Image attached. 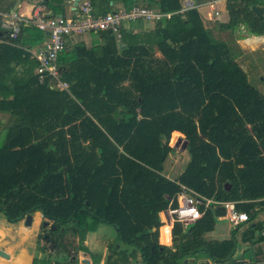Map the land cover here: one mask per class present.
<instances>
[{
	"label": "trees",
	"instance_id": "1",
	"mask_svg": "<svg viewBox=\"0 0 264 264\" xmlns=\"http://www.w3.org/2000/svg\"><path fill=\"white\" fill-rule=\"evenodd\" d=\"M18 1L0 0V213L9 223L40 213L48 223L40 226L39 250L53 241L55 253L33 264H78L77 254L89 253L83 238L99 224L114 228L142 264H184L198 255L234 264L243 224L228 239L207 240L218 221L200 205L203 216L187 231L173 225L169 247L159 243V215L177 206L184 186L204 199L235 202L249 230L264 226L254 222L264 213V95L249 83L240 54L214 38L197 5L120 0L126 11L140 6L169 18L149 31L122 28L120 38L111 30L90 33L91 47L69 40L57 58L58 79L67 85L59 90L50 78L39 82L30 53L47 33L25 20L15 38L2 28V15ZM66 1L40 5L65 16ZM117 1L89 0L92 14L115 12ZM258 5L264 0H226L229 21L220 30L244 25L264 36V17L251 11ZM175 132L189 162L172 180L163 170Z\"/></svg>",
	"mask_w": 264,
	"mask_h": 264
},
{
	"label": "built area",
	"instance_id": "2",
	"mask_svg": "<svg viewBox=\"0 0 264 264\" xmlns=\"http://www.w3.org/2000/svg\"><path fill=\"white\" fill-rule=\"evenodd\" d=\"M76 0H70L74 3ZM190 8L189 3H185V9ZM72 16H58L52 18L36 17L32 21L41 31L47 33V40L36 51H30L32 57L38 62L35 74L38 80L42 83L45 78H50L54 85L53 87L59 90H66L67 85L60 82L59 67L57 58L59 53L64 49L69 40L76 37L111 30L117 38H120V30L125 26L130 28L132 23L139 21L155 23L164 16L169 18V15H163L159 10L149 9L146 7H133L129 11L111 12L101 17H96L92 14V6L89 0L78 1L76 7H73ZM216 17L219 16L215 12ZM6 16V15H4ZM11 21L2 23L4 30L10 31V38H15L19 33L20 19L17 15L12 14ZM177 206L167 210L173 224L179 223L184 231H187L189 226L195 221L201 219L203 213L199 211V206L203 205L205 210L211 209L214 211L220 207L224 214L216 217L219 221H226L231 228H235L248 222V216L244 212H239L236 209L235 202H215L212 199H204L196 195L188 188L182 186L181 191L177 195Z\"/></svg>",
	"mask_w": 264,
	"mask_h": 264
},
{
	"label": "crops",
	"instance_id": "3",
	"mask_svg": "<svg viewBox=\"0 0 264 264\" xmlns=\"http://www.w3.org/2000/svg\"><path fill=\"white\" fill-rule=\"evenodd\" d=\"M40 2H41V0H19L17 2V4L15 5V7L11 10V12L5 13V14L2 15L3 16L2 23L10 22L11 21L10 17L12 16V14L17 15L18 17H20V19L33 20V21L37 19L36 17H38V16L43 17L44 14H46L48 12H53L54 15H59V14H55L54 11H49V10L45 11L44 7H42L40 5ZM222 2H223V0L203 3V5L204 4L206 5L205 6L206 15L203 17L202 13L198 10V12L200 13L201 17L203 18V22L207 18L210 17L211 12L213 13V9L215 7L218 8V9H221L222 11L225 9L224 8L225 6H223L224 4H222ZM185 3H189L192 6L196 5V4L191 3L190 0H185ZM218 4L221 5L220 8H219V6H217ZM111 5H113V4H111ZM27 6H29L30 9L27 10V14L25 15L23 13H24V11H26ZM64 6H65L64 7L65 8L64 15L65 16H72L73 13H74L73 10H72L73 7H74V3H70V0H67L65 2ZM262 6H264V5H262ZM4 15H6V16H4ZM224 16H225V14H224ZM220 18H223L222 14H221ZM130 27L134 29L135 33H139V32L152 30L153 25L151 23H149V22L139 21V22H136V23H132L130 25ZM124 28L125 29H129L128 26H125ZM238 29L242 33L241 40H242V44L243 45H241L239 43L241 45V46H239L240 49H242L241 51L244 52L243 48L244 47L247 48V46L249 48H251L250 51H255L256 48L252 47V45H251L252 42H254V43L257 42L256 46H258V44L260 42L264 43V36H256V35L251 34L246 26L240 25ZM235 31H236V29L234 31H232V33L235 32ZM236 32L238 33V31H236ZM74 40L75 41H83L86 44L87 47H91L92 43L95 42V38L92 36V34H85V35L76 37V39H74ZM42 44L37 46L36 48H34L31 51H36L38 48H40L42 46ZM156 55L160 56L158 52H156ZM237 62L240 64V66L242 67V69L246 73V69L244 68L243 64H241L238 61V59H237ZM175 133L177 135L176 137H178L177 138L178 140L182 139L183 141H185L183 135H181L178 132H175ZM175 151L178 152L177 164H175V162H173V164L171 165V167L169 169L168 168L165 169V166H164V170H163L164 175L167 178L172 179V180L176 179L183 172V170L185 169L186 165L189 162L188 154H186V158L183 157V154L185 152H187L186 149L182 150L183 152H179L177 150H175ZM169 157H170V155H169ZM173 168L177 170V173L172 178V177L168 176V173H166V170H168L169 172H172ZM165 212H167V211H164V212L160 213V215H159L161 223H162V227H160V229H159V243L161 245L170 247L171 246V239H172L171 238V231H172V228H173L174 224L172 223V221H171L170 217L168 216V214L166 213L167 215H165ZM35 214H40V213H35ZM213 214H214V212H213ZM33 219H34V216H33ZM263 220H264V213H260L259 212V214L256 217L254 222L255 223H257V222L261 223V222H263ZM217 221L218 222L215 225L214 231H212V232H210V233L205 235V238L207 240H224V239H228L230 237L231 231L234 230V228H231L228 223L226 224V228H222L221 227L222 225L219 224L220 221L219 220H217ZM166 228L170 229L169 230V242L168 243H164L163 240H162V233H163V230L166 229ZM18 229H19V234L18 235L21 236V239H20V241H19V243L17 245L20 246V245H24V242H25L24 241V237H26V238L28 237L29 238V237H32L33 234H31L32 228L29 229V231H26V228H25V226L23 224L19 225ZM91 234L92 233L88 234V236L86 238V241L84 242V246L88 249L89 254L87 253V255H86V253L79 252L78 254H80V253H82V254L79 256L80 260L78 261V264H83L81 262L82 260H87L89 262V264H107V263L108 264H142L141 260L139 258V255H137L134 258L131 255L132 248L131 247H130V249L126 248V246L123 245V244H119L116 247V249H121L123 251L121 255L112 252V245H111V247L109 249L110 245L107 244V243H104V242H101V244L98 245V247L101 248L99 253H95L92 250L93 246L91 247V242H92L91 237L94 236V235H91ZM3 235H5V234H3L0 231L1 241L4 239ZM236 236H237L238 242H240L241 245H239V247L237 248L236 253H235L234 257H233L234 264H264V226L263 227L262 226L258 227L257 229H254V230H249L248 229V223L243 224L242 226H240L238 228ZM14 248L16 249L17 246H15ZM27 252H28V259L26 261H24V263L25 264H31V262H33V260H34V251L32 253H29L30 251L27 250ZM7 253L9 254L8 255L9 258L6 259L7 264H17L19 262V258L18 257L20 255H18L17 258H16V257H12V254H11L10 251L7 252ZM24 253H25L24 250H22V255ZM188 262H195V264H200L201 262H204L206 264H214L210 260L206 259V257H204L203 255H198V257H196V259H187L184 262V264H188Z\"/></svg>",
	"mask_w": 264,
	"mask_h": 264
},
{
	"label": "rangeland",
	"instance_id": "4",
	"mask_svg": "<svg viewBox=\"0 0 264 264\" xmlns=\"http://www.w3.org/2000/svg\"><path fill=\"white\" fill-rule=\"evenodd\" d=\"M209 0H190L191 3L196 4L198 10L202 13L203 17L206 15V9H205V4L203 5V3L208 2ZM226 0H223L222 4H224L223 6H225L224 10L222 11L221 9L218 8H214L213 9V13L211 12V15L209 18H207L204 21V25L206 28L210 29L213 33V36L215 39L217 40H223L226 41L228 43H230V45L234 48V50L239 53V57H238V61L243 64L244 68L246 69V74L248 77V81L251 85H253L261 94L264 95V43L260 42L257 45V42L254 43L252 42V47H255V51H250L251 48H249L247 46L243 48L244 52L241 51L242 49H240L239 46L243 45L242 44V33L241 31L237 28L236 31H238V33L235 31L232 33V31H222L220 30V26L221 24L227 23L229 21V15L227 13L226 10ZM71 3V2H70ZM114 8L116 9L115 12H123L126 11L125 8H123V4L120 0H118L117 2H114ZM183 5H185V0H182ZM142 5V4H140ZM145 6V5H143ZM219 6V8L221 7V5H217ZM140 7V6H137ZM215 12L219 13V16L216 17L214 15ZM222 14L223 18H220ZM225 14V16H224ZM152 25L154 26V24L152 23ZM241 45H240V44ZM240 51V52H239ZM2 117V116H1ZM6 119V117H4ZM178 137H175V139L172 140V137H170L169 140V145L171 146V148L179 151V152H183L181 149V146L183 144V140H180V144H178V148H175V144H177V139ZM172 151L170 153V157L168 158V160L165 162L164 166L165 169L166 168H170L171 165L173 164V162H175V164H177V158H178V152L176 151ZM185 154V155H184ZM183 154V157L186 158V154L187 152H185ZM180 166V165H179ZM180 169V168H179ZM172 172H169L168 170H166V173H168L169 177H174L177 173L176 169H172ZM36 224L33 225V223L31 224V226L26 227L23 223V220H20L16 223H9L8 220L0 213V231L5 234L3 235V240L1 241L0 238V252L9 255L7 252H11L12 257H16L18 255H20L19 258V262L17 264H25L24 261H26L28 259V251H30L29 253H32L34 251V259H45L46 254H49V256H53V254L55 253V248L52 252L49 251V243L46 244V248L45 250H43L42 252L39 250L40 247L43 246V244L45 243L43 240L38 241V236L41 234H43L42 229H41V223H42V217L40 214H33ZM34 220V219H33ZM24 225L26 228V231H29V229L32 228L31 230V234H33L32 237H24V245H20L18 246L17 244L19 243L21 236H19V225ZM220 225H222V228H226V221H220L219 223ZM33 226V227H32ZM90 232L86 233L85 237L83 238L84 241L81 242L82 245H84V242L86 241V238L88 236ZM91 235H94L91 237V247L93 248L92 250L95 253H99V251L101 250L100 247H98V245L101 244V242L107 243L109 244V249L112 245V249L113 247H117L120 242L117 239V235L115 233L114 228H112L109 225H105V224H99L98 228L96 229V231L92 232ZM29 236V235H28ZM77 242V239H76ZM80 242V240H79ZM78 242V244H79ZM240 242H238V247H239ZM17 246V248L15 249L14 247ZM126 248H129V246H126ZM22 250H24V254L22 255ZM86 251L88 252V249H86ZM85 253V252H82ZM77 254V261H79V256L82 254ZM89 254V253H88ZM87 255V253H86ZM81 258V257H80ZM0 264H7V261L5 258H2L0 256ZM31 264H33V262H31Z\"/></svg>",
	"mask_w": 264,
	"mask_h": 264
},
{
	"label": "water",
	"instance_id": "5",
	"mask_svg": "<svg viewBox=\"0 0 264 264\" xmlns=\"http://www.w3.org/2000/svg\"><path fill=\"white\" fill-rule=\"evenodd\" d=\"M78 1H79V0H76V1L74 2V7L77 6ZM251 11H252V13H253L256 17H258L259 19H262L263 16H264V6H259V5H258V6H253V7L251 8ZM58 16H60V15H54L53 12H48V13L44 14L43 18H52V17H58ZM117 45H118L119 48L124 47V46H122V45L120 44L119 41H117ZM178 144H180V140H178V141H177V144H175V148H178ZM186 145H187V143H186V141H184L183 144H182V146H181V149L184 150V149L186 148ZM213 212H214L215 217L222 216V215L224 214L223 209L220 208V207L216 208ZM166 213H167V212H165V215H167ZM41 216H42V214H41ZM21 220H23V223H24V225H25L26 227H29V226H31V224H32V222H33V215H30V214H29V215H26V216L23 217ZM47 225H48L47 222H43V223L41 224V226H42L43 228H45ZM52 229H55V228L52 227ZM44 239H47V236H44ZM48 248H49V251H50V252H52V251L54 250V248H55V244H54L53 241H50V242H49V246H48ZM58 252H59V251H58ZM49 255H50V253L48 254V256H49ZM0 256H1L2 258H5V259H8V258H9L8 255H6V254H4V253H2V252H0ZM81 262H82L83 264H89V262H88L87 260H82ZM200 264H206V263L201 262Z\"/></svg>",
	"mask_w": 264,
	"mask_h": 264
}]
</instances>
